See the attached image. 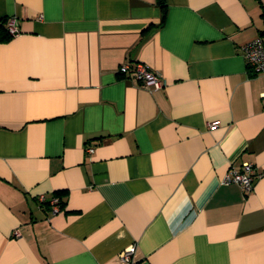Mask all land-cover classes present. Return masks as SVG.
<instances>
[{"label": "crops", "instance_id": "crops-1", "mask_svg": "<svg viewBox=\"0 0 264 264\" xmlns=\"http://www.w3.org/2000/svg\"><path fill=\"white\" fill-rule=\"evenodd\" d=\"M164 1L0 0V264H264V0Z\"/></svg>", "mask_w": 264, "mask_h": 264}, {"label": "built area", "instance_id": "built-area-1", "mask_svg": "<svg viewBox=\"0 0 264 264\" xmlns=\"http://www.w3.org/2000/svg\"><path fill=\"white\" fill-rule=\"evenodd\" d=\"M5 28L8 34L11 36H17L21 33L18 18L16 16H11L5 22ZM243 53L247 59L249 65L253 68L256 74L264 76V40L262 37H257L256 39L246 43L243 47ZM119 72L124 76L133 78L141 84L144 88L150 91H157L166 85V82L162 77L152 70L149 66L143 63L134 64H123ZM264 98V92L262 93ZM218 122H210L209 126L215 128L218 126ZM92 151V149H90ZM260 174L257 173L254 165L250 162L244 163L240 168H232L223 178V184H238L242 187L246 194H250L254 189V182ZM39 200L41 202L46 201L45 195H40ZM59 198H53L50 203L54 206V210L58 212L60 210ZM16 234H19L16 232ZM135 247L128 246L122 250L119 254L120 264H135L134 257Z\"/></svg>", "mask_w": 264, "mask_h": 264}, {"label": "trees", "instance_id": "trees-1", "mask_svg": "<svg viewBox=\"0 0 264 264\" xmlns=\"http://www.w3.org/2000/svg\"><path fill=\"white\" fill-rule=\"evenodd\" d=\"M158 1L161 4V6L165 9V7H166L165 1L164 0H158ZM5 31L7 32V29L6 28H5ZM7 36L8 37H12L10 34H8V32H7ZM59 206H61V201H59Z\"/></svg>", "mask_w": 264, "mask_h": 264}]
</instances>
